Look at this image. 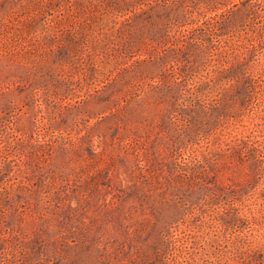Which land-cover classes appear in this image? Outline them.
<instances>
[{"label":"rangeland","instance_id":"rangeland-1","mask_svg":"<svg viewBox=\"0 0 264 264\" xmlns=\"http://www.w3.org/2000/svg\"><path fill=\"white\" fill-rule=\"evenodd\" d=\"M0 264H264V0H0Z\"/></svg>","mask_w":264,"mask_h":264}]
</instances>
